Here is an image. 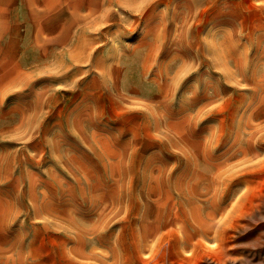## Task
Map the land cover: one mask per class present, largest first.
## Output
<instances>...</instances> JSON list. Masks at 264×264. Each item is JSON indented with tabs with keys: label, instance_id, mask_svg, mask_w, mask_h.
<instances>
[{
	"label": "rangeland",
	"instance_id": "obj_1",
	"mask_svg": "<svg viewBox=\"0 0 264 264\" xmlns=\"http://www.w3.org/2000/svg\"><path fill=\"white\" fill-rule=\"evenodd\" d=\"M0 264H264V0H0Z\"/></svg>",
	"mask_w": 264,
	"mask_h": 264
},
{
	"label": "crops",
	"instance_id": "obj_2",
	"mask_svg": "<svg viewBox=\"0 0 264 264\" xmlns=\"http://www.w3.org/2000/svg\"><path fill=\"white\" fill-rule=\"evenodd\" d=\"M7 7L4 9L5 13H4V20L5 22H13V21H19V20H25L24 18L21 19V17H18L19 15H17V17L15 18V14L10 13V7H12V2L10 1V3H8L6 5ZM6 32H8V30H6Z\"/></svg>",
	"mask_w": 264,
	"mask_h": 264
}]
</instances>
